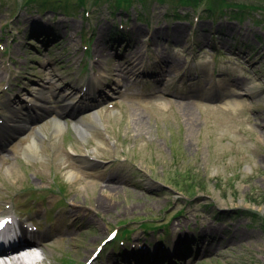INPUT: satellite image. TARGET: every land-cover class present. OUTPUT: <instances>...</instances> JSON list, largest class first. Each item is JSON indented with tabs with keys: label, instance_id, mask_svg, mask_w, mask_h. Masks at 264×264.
Segmentation results:
<instances>
[{
	"label": "rangeland",
	"instance_id": "1",
	"mask_svg": "<svg viewBox=\"0 0 264 264\" xmlns=\"http://www.w3.org/2000/svg\"><path fill=\"white\" fill-rule=\"evenodd\" d=\"M48 1L36 10L0 0V121H26L0 130V211L37 226L32 239L46 245L37 258L81 264L116 227L131 228L128 251L191 236L190 250L160 248L167 262L145 264H264V0H229L238 17L198 19L166 17L157 3L139 15V6L111 14L103 0ZM119 22L127 49L109 43ZM40 89L44 105L34 103ZM66 101L76 108L58 112ZM76 120L88 125L83 138ZM152 220H169L166 232L142 231ZM208 226L214 250L204 255L193 244ZM111 246L92 264H135Z\"/></svg>",
	"mask_w": 264,
	"mask_h": 264
},
{
	"label": "bare ground",
	"instance_id": "2",
	"mask_svg": "<svg viewBox=\"0 0 264 264\" xmlns=\"http://www.w3.org/2000/svg\"><path fill=\"white\" fill-rule=\"evenodd\" d=\"M181 26H175L174 29H172V32L174 31L175 33H179L181 31ZM177 34H172V35H177ZM101 39V38H100ZM102 40V39H101ZM105 47L104 45H100L97 49H96V52L97 51H104ZM132 66H124V69H128L130 72H134V70H132ZM46 95H47V92L43 91V90H39L38 92H36V96H35V101L34 103L36 105H44L43 103V100L46 99ZM98 96L101 97L102 94L98 92ZM67 99V98H66ZM71 102V101H70ZM228 103L232 104V105H237L239 102L235 99L233 100H227ZM44 107V106H42ZM70 107V103L68 101V103H65L63 105H61L59 107V112H64L66 110V108ZM21 117V116H20ZM11 120V119H10ZM96 121H99V119L97 118ZM25 119L24 118H20V119H15L13 120V122H11L10 125H8V129L9 131L11 132H17L18 130H21L23 129V123H25ZM100 123V122H99ZM55 130L56 132H59L60 130H62L64 128V125L61 123V121L59 120H56L55 121ZM73 128L75 130V132L78 134V136L80 138H83L88 132V125L85 124L84 122H82L81 120H76L74 123H73ZM36 141L33 140L31 143H29L27 145V150H29L30 152H33L35 151L36 149ZM12 166H8L6 168V171L5 172H10ZM209 229H203L202 230V233L201 234H198V241L196 244V248L198 249V252H201L202 254H206L207 252H210L212 250H214V248L212 247V241H213V238H211L210 234L211 233H214L216 231L215 228H212V227H207ZM45 233L42 232L41 235L43 236ZM32 233L29 232L28 230H22V233L20 234V238H16L17 240V243H21V242H24V241H31L30 237H32ZM97 236V234H94L92 237H90V239H95ZM249 235H247L248 237ZM241 237H246V234L245 233H242ZM62 239H72L73 238V233L69 232V233H66L64 235L61 236ZM40 244H43V243H40ZM200 253V255H201ZM28 259L33 263V264H42V260L40 259H37L35 258V256H30L28 257ZM159 258H153L152 260V263L158 261ZM164 261H167L166 258H163ZM120 261H122L120 258H110L108 259V264H122L120 263ZM12 264H26V262L24 260H19L17 259L16 261L12 262Z\"/></svg>",
	"mask_w": 264,
	"mask_h": 264
},
{
	"label": "trees",
	"instance_id": "3",
	"mask_svg": "<svg viewBox=\"0 0 264 264\" xmlns=\"http://www.w3.org/2000/svg\"><path fill=\"white\" fill-rule=\"evenodd\" d=\"M79 5H84L85 0H76ZM102 1V0H95ZM109 6L110 13L113 14L116 10H128L131 6H139L141 9L138 10V14L140 15L144 11H148L152 2H158V4L166 5V17H173L174 19L184 18L188 10L197 11L201 8L202 12L207 16H214L215 14H226L230 11L233 15L235 13V17H238L241 12L238 13L237 4H231L229 0H103ZM34 3L37 5L36 7H46L48 5L45 0H34ZM47 3V4H46ZM63 9H67L65 6ZM228 9H236V12H231ZM183 11V12H182ZM238 13V15H237ZM116 33L121 35L120 30H116ZM191 176L194 177V174L191 173ZM190 180V179H189ZM192 180H190V183ZM177 187H181V190L190 189L191 185H181L177 183Z\"/></svg>",
	"mask_w": 264,
	"mask_h": 264
}]
</instances>
